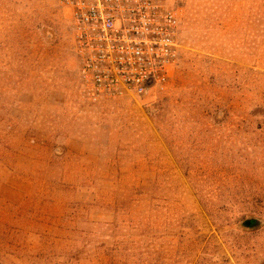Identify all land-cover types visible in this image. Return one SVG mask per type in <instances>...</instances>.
Wrapping results in <instances>:
<instances>
[{"label": "rangeland", "instance_id": "obj_1", "mask_svg": "<svg viewBox=\"0 0 264 264\" xmlns=\"http://www.w3.org/2000/svg\"><path fill=\"white\" fill-rule=\"evenodd\" d=\"M167 1V81L94 103L70 11L0 0V264H264V0Z\"/></svg>", "mask_w": 264, "mask_h": 264}, {"label": "built area", "instance_id": "obj_2", "mask_svg": "<svg viewBox=\"0 0 264 264\" xmlns=\"http://www.w3.org/2000/svg\"><path fill=\"white\" fill-rule=\"evenodd\" d=\"M71 13L80 78L92 102L142 97L180 57V20L167 0H59Z\"/></svg>", "mask_w": 264, "mask_h": 264}, {"label": "water", "instance_id": "obj_3", "mask_svg": "<svg viewBox=\"0 0 264 264\" xmlns=\"http://www.w3.org/2000/svg\"><path fill=\"white\" fill-rule=\"evenodd\" d=\"M250 224H251V221H246V223H245V225L248 227L250 226Z\"/></svg>", "mask_w": 264, "mask_h": 264}]
</instances>
